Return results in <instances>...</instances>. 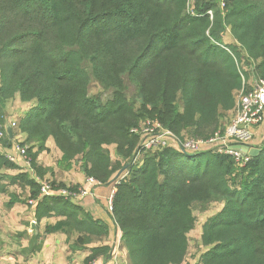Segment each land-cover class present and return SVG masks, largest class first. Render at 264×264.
I'll list each match as a JSON object with an SVG mask.
<instances>
[{"label": "trees", "instance_id": "16d2710c", "mask_svg": "<svg viewBox=\"0 0 264 264\" xmlns=\"http://www.w3.org/2000/svg\"><path fill=\"white\" fill-rule=\"evenodd\" d=\"M226 35L234 42L224 43ZM248 60L264 79V0H0V126L10 101L36 102L16 129L37 144L32 167L40 170L52 139L64 162L82 161L87 179L116 182L110 214L132 264H185L192 206L212 201L224 205L202 225L199 264H264V143L243 165L213 150L171 147L132 165L142 120L180 139L224 131V114L249 79ZM93 81L112 96H91ZM0 166L20 170L7 159ZM126 167L129 177L117 182ZM9 181L37 199L36 224L62 218L45 233L76 235L72 249L88 250L84 264L112 256V247L98 245L108 226L73 197L40 198L42 188L21 174Z\"/></svg>", "mask_w": 264, "mask_h": 264}, {"label": "rangeland", "instance_id": "374dc122", "mask_svg": "<svg viewBox=\"0 0 264 264\" xmlns=\"http://www.w3.org/2000/svg\"><path fill=\"white\" fill-rule=\"evenodd\" d=\"M190 9H192V6ZM228 39H231V37L228 35H226V37L224 36V43H230ZM126 83L129 85L127 91L128 96L133 97L136 90L127 79ZM90 95L99 96L105 101L112 96L110 91L103 90L95 81L91 84ZM35 104L36 102L22 103L19 98L10 101L6 108L5 122L3 126L5 128H9L13 123H17L18 125L20 119ZM148 120L151 121V119ZM140 126L141 132L142 130L144 131L149 128L153 129L151 126L147 125L145 120L141 121ZM185 134H187L185 138L190 137L188 132ZM13 135L11 147L4 146V138L0 137V163L1 159H7L9 161H11L10 159H13L14 161L11 162L17 165L20 169L18 171H14L0 166V187H6V192L0 193V256H12L17 251L27 254V248H20L23 240H30L32 243H36L34 237L36 234L33 233V236L31 237V233L34 232L32 231V225L36 227L35 232L37 231L38 233V231L42 229L44 233L45 226L56 220L55 217L49 220H42V222L36 224V220L34 219L31 223L29 217L27 216L31 214L30 212H32L31 207L36 206L37 199L31 197V190L24 185L18 184L10 186L9 177L11 175L21 174L26 176V178L35 180L40 189L42 188V193L39 196L40 198L46 197L49 194H55V196L52 197H57V195H59L62 191L66 190L60 186V183L70 187L71 191H74L75 194H80L82 188L84 189L87 187V178L83 175L82 171V161L76 160L70 163L64 162L62 160V153L55 146L52 139H50L47 143V151L38 156L36 163L37 168L40 170L37 171V169H34L31 164L32 154L36 152L37 144L28 142L26 135L19 131V129L15 130ZM146 137L147 134L143 132L141 135V145ZM173 144L174 143L171 141L169 143V147L175 148ZM115 148V146H107L105 147V150L111 155L112 159L117 160L118 157L116 155ZM22 150H25L24 155L19 152ZM30 150H32V153ZM160 152L161 150L159 149H153L146 152L143 150H140L139 152L137 151L135 158L132 160V165H139L149 154L157 155ZM126 169L127 167L115 175L117 182L129 177V172H126ZM39 172L42 174V178L41 175H39ZM111 185L115 187L116 182L111 183ZM93 188L90 189L89 195L92 194ZM87 196L80 195L75 199L80 201ZM16 203H20L21 205H17L15 207ZM223 205L224 204L220 201H212L209 203L198 202L192 206L197 222L195 228L189 234L190 247L185 264H199L200 257L205 252V248L201 245L202 225L208 218L219 212ZM27 207L29 210L25 211ZM36 238L38 240L39 236ZM72 247L79 248L76 243Z\"/></svg>", "mask_w": 264, "mask_h": 264}, {"label": "crops", "instance_id": "0c3cea01", "mask_svg": "<svg viewBox=\"0 0 264 264\" xmlns=\"http://www.w3.org/2000/svg\"><path fill=\"white\" fill-rule=\"evenodd\" d=\"M231 40V41H230ZM230 43L234 41L228 39ZM245 55V53H244ZM246 56V55H245ZM251 64L249 66L245 65L247 72H250L249 79L246 82V88L252 87L256 76L253 75V63L248 60ZM251 68V69H250ZM240 92L236 94V108L228 113L224 114L223 123L227 126L231 120L236 116L237 106L239 103ZM264 143V122L254 129V139L252 146L255 148L260 147ZM63 180V179H62ZM84 180V178H83ZM81 180V181H83ZM116 192L115 187L111 184L109 185H98L92 190V194L85 197L83 200H78L73 198L74 203L80 205L83 209L90 213V215L108 226L109 236L107 239L98 245H109L113 248V254L109 259L99 258L93 264H132L129 257L127 249L122 243V232L119 230L117 225L113 222L110 212L108 211V204ZM79 201V202H77ZM21 205L20 203H16ZM35 207L32 206V212L28 213L30 222L32 223L35 219ZM29 210L27 209L25 211ZM55 218V217H54ZM55 221L49 224H55L62 218H55ZM49 220V219H48ZM46 227V226H45ZM39 236L36 243H32L30 240H23L21 243V248H27V254L22 252H16L12 256H0V264H84L86 257L88 256V250H74L72 249L73 244L76 240V235L72 234L69 236L65 233H53L46 234L43 230L32 232V234ZM35 236V235H34ZM97 245V246H98ZM96 245L88 246L91 248Z\"/></svg>", "mask_w": 264, "mask_h": 264}, {"label": "built area", "instance_id": "2783aa9c", "mask_svg": "<svg viewBox=\"0 0 264 264\" xmlns=\"http://www.w3.org/2000/svg\"><path fill=\"white\" fill-rule=\"evenodd\" d=\"M245 81V79H244ZM264 122V79L256 78L251 88L246 87L240 91L239 103L237 106L236 116L225 127V130L215 134L213 138L208 141L195 140L194 138L180 139L173 135L170 131L162 127V125L156 121H146L148 126L153 129H140L141 135L143 132L147 134L140 149L144 152L153 149L168 148L169 143L172 141L176 149L180 151L197 154L205 151H216L219 154L229 155L234 157L235 161L239 165H243L249 161L250 156H244L243 153L235 149L236 145L252 146L254 139V129ZM10 128L14 132L18 125L13 123ZM4 129L8 133V128L0 126V137L4 134ZM138 133L139 130H133ZM139 150V151H140ZM138 151V152H139ZM23 155L25 150L19 151ZM14 161L13 159H10ZM100 185L94 179H87V187L82 188L80 194L72 193L68 190L62 191L59 195L66 198H76L78 196H87L90 194V189ZM50 195V194H49ZM55 194H52L54 196ZM108 211H113L112 199L108 204Z\"/></svg>", "mask_w": 264, "mask_h": 264}, {"label": "water", "instance_id": "95a60500", "mask_svg": "<svg viewBox=\"0 0 264 264\" xmlns=\"http://www.w3.org/2000/svg\"><path fill=\"white\" fill-rule=\"evenodd\" d=\"M8 133L11 137H13V132H12V129L10 127L8 128ZM235 149L240 151L241 153H243L244 156L248 155L252 158L257 157L261 152V149L255 148L254 146H251V145L250 146L249 145L248 146L236 145ZM35 230H36V227L34 225H32V231H35Z\"/></svg>", "mask_w": 264, "mask_h": 264}]
</instances>
